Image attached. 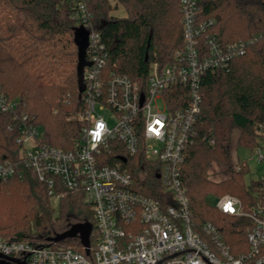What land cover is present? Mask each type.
I'll return each instance as SVG.
<instances>
[{"label": "trees", "instance_id": "1", "mask_svg": "<svg viewBox=\"0 0 264 264\" xmlns=\"http://www.w3.org/2000/svg\"><path fill=\"white\" fill-rule=\"evenodd\" d=\"M118 5L125 15L112 14ZM88 8L104 43L109 72L144 82L151 62L168 64L182 46L179 0H90ZM198 8L202 19L213 20L209 31L219 42L255 38L225 67L202 74L194 128L200 135L210 132L215 142L208 145L197 139L186 146L179 169L194 226L211 222L230 250L239 253L247 248L244 227L249 221L222 213L207 198L228 193L246 207L259 190L258 179L244 181L249 172L245 160L230 167L229 149L234 129L240 147L250 152L262 146L258 127L264 122V0H202ZM84 48L61 0H0V89L16 104L14 112H0V162L10 161L19 172L0 183V236L45 245L71 225L89 222V244H95L94 219L84 193L58 186L55 213L46 185L24 167L17 142V121L25 115L37 125L43 142L71 148L82 127L77 115L84 109L79 91L88 56ZM168 104L180 105L173 100ZM118 156L110 149L108 162L114 163ZM213 164L229 168L227 176L212 178ZM142 176L143 194L159 202L169 199L151 164L143 163ZM57 243L83 251L78 237Z\"/></svg>", "mask_w": 264, "mask_h": 264}, {"label": "built area", "instance_id": "2", "mask_svg": "<svg viewBox=\"0 0 264 264\" xmlns=\"http://www.w3.org/2000/svg\"><path fill=\"white\" fill-rule=\"evenodd\" d=\"M89 1L61 0L76 28L86 32L78 136L69 149L49 145L37 125L22 115L17 142L24 167L46 185L52 199L59 197L58 186L84 193L94 219L95 244L85 253L83 246L81 252L54 246L57 242L41 245L0 236V253L26 264H264V168L249 206L228 193L214 202L222 213L249 221L244 227L247 248L239 253L230 250L211 222L194 226L179 178L186 146L197 139L215 142L210 132L200 135L194 128L202 74L225 67L255 38L221 43L209 31L213 20L201 18L202 0H179L182 46L168 64L151 62L144 82H136L106 70L108 57ZM170 100L180 105L172 107ZM15 107L0 89V112H14ZM258 132L263 141L254 152L264 162V122ZM110 149L119 154L114 163L108 162ZM144 162L153 166L158 186L169 196L166 202L139 190ZM17 174L10 161L0 162V183Z\"/></svg>", "mask_w": 264, "mask_h": 264}, {"label": "rangeland", "instance_id": "3", "mask_svg": "<svg viewBox=\"0 0 264 264\" xmlns=\"http://www.w3.org/2000/svg\"><path fill=\"white\" fill-rule=\"evenodd\" d=\"M112 1V0H110ZM113 15L116 16H123L125 15V11L121 5L112 11ZM159 109H162V106H159ZM261 140V139H260ZM229 156H230V167L234 168L236 164H240L241 161L247 163L249 172L244 177V181L248 183L251 179H258L263 174L264 162L257 161L255 157V152L248 151L245 148H242L238 145V130L234 129L230 135V149H229ZM229 168H226L220 164H213L211 166V177L214 179H222L227 176ZM209 203L214 204L216 197L209 195L207 198ZM51 204L54 207V211H57V200L51 198ZM63 244H56L54 246H61Z\"/></svg>", "mask_w": 264, "mask_h": 264}, {"label": "water", "instance_id": "4", "mask_svg": "<svg viewBox=\"0 0 264 264\" xmlns=\"http://www.w3.org/2000/svg\"><path fill=\"white\" fill-rule=\"evenodd\" d=\"M79 36L82 39L83 45L84 44V36L86 32L83 28H76ZM148 56L145 54L144 59L147 60ZM81 78L79 79V81ZM79 91H82V86H80ZM92 230V225L89 222L84 223H75L71 225L70 229L62 234L55 235L51 238V242H58L67 237H78L80 240L81 245L85 248V253H88L89 249V235ZM0 264H26L25 261L19 260L17 258L8 257L0 253Z\"/></svg>", "mask_w": 264, "mask_h": 264}]
</instances>
